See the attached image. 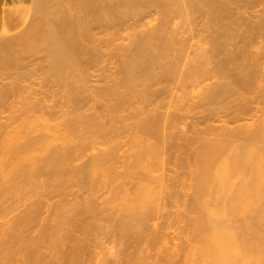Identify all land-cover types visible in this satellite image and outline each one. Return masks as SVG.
Listing matches in <instances>:
<instances>
[{
    "label": "bare ground",
    "instance_id": "1",
    "mask_svg": "<svg viewBox=\"0 0 264 264\" xmlns=\"http://www.w3.org/2000/svg\"><path fill=\"white\" fill-rule=\"evenodd\" d=\"M0 109L17 114L0 125V217L37 197L0 228V264H264V0H0ZM41 115L52 132L26 140ZM185 116L190 136L174 129ZM65 183L38 233L40 188ZM170 207L187 212L181 237Z\"/></svg>",
    "mask_w": 264,
    "mask_h": 264
},
{
    "label": "rangeland",
    "instance_id": "2",
    "mask_svg": "<svg viewBox=\"0 0 264 264\" xmlns=\"http://www.w3.org/2000/svg\"><path fill=\"white\" fill-rule=\"evenodd\" d=\"M178 19H179V18H178ZM178 19H175L174 22H173V24H176L175 21H176V20L178 21ZM180 19H181V18H180ZM182 19H183V20L185 19V18H184V15H183ZM186 19H188V18L186 17ZM183 20H179V21H181V23H182ZM186 21H187V25L189 26V28H188L189 30L186 28L187 31H189V33H188L189 35H188V34H187V35H188L189 37H191L190 34H192V32H193L191 29L194 30V28H195L194 26H195L196 24L193 26V28H191L190 25L188 24V23H189L188 20H186ZM178 23H179V22H178ZM181 23H179V24H181ZM183 23H185V24L182 25ZM183 23L181 24L182 26H181V25H180V26H179V25H178V26L176 25L177 28H178V29H179L180 27L183 28V26H184L183 29H185L186 22H183ZM192 25H193V24H191V26H192ZM188 26H187V27H188ZM182 28H181V30H182ZM190 28H191V29H190ZM195 29H196V28H195ZM197 30H198V29H197ZM197 30H196V31H197ZM199 30H200V29H199ZM199 30H198V31H199ZM179 31H180V30H179ZM183 31H184V30H183ZM191 31H192V32H191ZM196 31H195V32H196ZM180 32H181V31H180ZM195 32H194V33H195ZM185 33H187L186 30H185ZM199 33H201V32L199 31ZM195 34H196V33H195ZM195 34H193L192 36H195L194 39H198V37H199L200 35H199V34H196V35H199V36H196ZM181 35H182V34H181ZM187 35H186V36H187ZM183 36H185L184 33H183ZM187 38H188V37H187ZM191 38H192V37H191ZM194 39H192V40H194ZM198 40H199V39H198ZM193 42H194V41H190V44L192 43V44L194 45L195 43H193ZM195 42L197 43L196 40H195ZM192 44H191V45H192ZM190 49H191V48H190ZM189 53L192 54V50H191V51H188V55H190ZM111 66H112V65H110V67H111ZM35 88H36V87H35ZM37 88H39V86H38ZM185 92H186V91H184V93H185ZM180 93L183 95L182 92H180ZM179 95H180V94H179ZM179 95H178V96H179ZM166 96H168V95H166ZM185 96H187V95L185 94L184 97H185ZM181 97H182V96H181ZM165 98H168V99L170 100V96L165 97ZM166 100H167V99H165V103H169V100H167V102H166ZM170 101H171V100H170ZM171 103H172V102H171ZM172 104H173V105H176V102H174V103H172ZM172 104H171V105H172ZM169 109H170V108H169ZM84 110H85V109H84ZM5 112H6V111H2V110L0 109V118L2 117V119H4V118H7L8 116H9L10 118H11V117L14 118V116L17 115V114H16V115H15V114L12 115L11 112H10V113H9V112L5 113ZM86 112H87V113H90L91 111H86ZM173 112H174V111H173ZM176 113H177V112H176ZM181 113H183V112H181ZM8 114H10V115H8ZM37 114H38V113H37ZM40 114H41V113H40ZM40 114H39V115H40ZM127 114H128V113H126V115H127ZM178 114L181 115L180 112L177 113V114H175V115H178ZM205 114H206V113H205ZM39 115H37V116H33V117H34V118H37V117H39ZM124 115H125V114H124ZM199 115H200V114H199ZM201 115H202V114H201ZM201 115H200V117H202ZM203 115H204V114H203ZM43 116H44V115H43ZM43 116L41 115V117H43ZM55 116H57V117H55L54 119L59 118V120H56V121L59 122V125H56L57 123H56L55 120H53V119H52V120H53V122H55V123L52 124V125H53V126L56 125V126H54V127H55L54 130H55L56 127H57V131L59 132V129H61V128H62V125L64 124V119H65V117H64L63 113H62V114H61V113L56 114ZM258 116H260V115H257V117H253V118H251V119H250V116H249V120H248L247 117H246L245 121L243 120L244 122L241 121V122H242V123H241V122L239 121V123H237V124L234 123V125H233V123H231V125H232V126H236V125L239 126V124H241V126H242L243 123H244V126H245L246 123H248V125H249V124L252 125V124H255L256 121L258 120V118H259ZM9 117H8V118H9ZM33 117H32V118H33ZM44 117H45V118H42V119H43V120H46L47 122H46V121L43 122L42 120H38L39 118L36 119V120H38L39 122H38V121H35L34 119H33L34 121L31 120V117H30V118H27L29 121L31 120V121H33L34 123L36 122V125H37V123H38V126H37V128H36V125H35V127H34V126H31V124H30V126H31L30 128H34L33 130L36 129L37 131H34L35 133H33V135L31 134L33 137H32L31 135H29V136L26 138V140H27L28 138H35V139H37L38 137H39V138L41 137V141H42V138H43L44 135L47 136V133L52 132V131H50V130H52L51 127H50L51 125L48 126V127H49V130H48V131H50V132H47V133H46V131H47L46 129H45L46 131H45V130H42V129H44V128L47 127V125H48V123H49L48 120L50 119L49 116H47V115H45ZM185 117H187V116H185ZM189 117H191V116H189ZM189 117H187L188 119H185V118L182 119V120H184V122H183L182 124L179 123L180 125L178 124L179 121L176 122L177 125H179V126L176 128V125H174V126H175L174 129H176V130H178V131H179V129H180L181 132H183V133L187 132V134H189L188 136H190V134H191L190 131H192V130H193V126H195V125H192V126H191L190 124H192V123L195 124L194 122L197 123V121L192 120V119H193V116H192L191 118H189ZM195 117L197 118V116H194V119L196 120ZM200 117L198 118V120L200 119ZM8 118H7V120H8ZM13 118H11V119H13ZM216 118H217V120L214 122V124L218 121V117H216ZM40 119H41V118H40ZM47 119H48V120H47ZM7 120H6V119H4V120H1V119H0V121H1L0 125H1V124H2V125H3V124L5 125V122H4V121H6V124H8L9 121H7ZM222 120H223V119H221V121H222ZM20 121H21V120H20ZM25 121H26V119H25V120L23 119V122L21 121V122H18V123H19V124H21V123H22V124H28V123L31 122V121H30V122L28 121V123H27V121H26V123H24ZM50 121H51V120H50ZM176 121H177V120H176ZM192 121H193V122H192ZM199 121H202V120L200 119ZM258 121H259V120H258ZM2 122H3V123H2ZM33 122H32V125H34ZM53 122H52V123H53ZM130 122H131V121H130ZM130 122H128V123H130ZM191 122H192V123H191ZM223 123H224V121H223ZM223 123H222V122L220 123V119H219V122H217L216 125L213 124V126H214V127H215V126L218 127V126H220V125L222 126ZM258 123H259V122H258ZM9 124H10V122H9ZM19 124H18V125H19ZM22 124H21V126H23ZM210 124H211V123H210ZM235 124H236V125H235ZM18 125H17V123H15V126L18 127ZM196 125L198 126V124H196ZM202 125H203V124H202ZM202 125H200V126H202ZM204 125H205V124H204ZM223 125L229 127L230 124H229V125H226V124L224 123ZM246 125H247V124H246ZM15 126L13 125L12 127H15ZM206 126H207V125H206ZM221 126H220V127H221ZM238 126H237V127H238ZM255 126H256V124L254 125V127H255ZM43 127H44V128H43ZM48 127H47V129H48ZM239 127H240V126H239ZM246 127H250V126H246ZM30 128L28 127L27 129L31 130ZM52 128H53V127H52ZM196 128H197V127H196ZM231 128H232V127H231ZM235 128H236V127H235ZM251 128H253V127L251 126ZM9 129H11V128H9ZM13 129H14V128H13ZM191 129H192V130H191ZM199 129L201 130L200 127L197 128V130H199ZM202 129H203V127H202ZM38 130H39V131H38ZM61 130H62V129H61ZM176 130H174V132H178V131H176ZM182 130H183V131H182ZM203 130H204V129H203ZM8 131H9V130H8ZM10 131H11V130H10ZM43 131H45L44 133H46V134H44ZM57 131H56V132H57ZM184 131H185V132H184ZM172 132H173V131H172ZM179 133H180V132H179ZM183 133H182V134H183ZM42 134H44V135H42ZM52 134H53V133H52ZM58 134H59V133H58ZM37 135H38L37 138L34 137V136H37ZM41 135H42V136H41ZM201 135H202V136H205L204 134H201ZM201 135H200V136H201ZM1 136H2V135H1ZM1 136H0V138H1ZM126 136H128L129 139H128L127 137L124 136L125 138H123V142L126 141V143H123V142L121 141L123 144H122V147H121L120 152H119V154H120L119 156H121V157H122V160H123V161H121V160H120V161L123 162V167H124V168H126V166L129 165L130 162H131V160L133 159V158H132L133 156H131V155L134 154L136 151H138V149L136 150V147H132V146H130L129 143H128V145H127V142H129V140H130L131 137L129 136V134L126 135ZM202 136H201V137H202ZM210 137H212V136H210ZM213 137H214V136H213ZM213 137H212V138H213ZM215 137H216V136H215ZM215 137H214V138H215ZM2 138H3V137H2ZM39 138H38L37 140H35V141H38V140L40 141ZM44 138L46 139L47 137H44ZM0 140H1V139H0ZM29 140L32 141L33 139H32V140L29 139ZM29 140H28V141H29ZM33 141H34V140H33ZM76 144H77V143H75L74 145H76ZM72 145H73V144H72ZM74 145H73V147H74ZM73 147H72V148H73ZM106 147H107V146H105V147H103V148H106ZM131 147H132V148H131ZM133 148H135V150H134ZM137 148H138V147H137ZM131 149H133V150H131ZM134 151H135V152H134ZM39 152H40V151H39ZM80 152H81V151H78V152L76 153V157H77V159H76L75 163H74L73 165H71V169L69 168V169L71 170V173H69V175L72 174V178L69 177L70 179L68 178V180H72V179L75 180L76 176H75V178H73V177H74V173H75V172H73L74 168L76 167L75 169L77 170V169L79 168L78 166L80 165V168H81L83 164H84V165H83V168H84L85 164L88 163L90 157H91L92 155H94V154L97 153V150L90 149L88 152H86V153L83 154V155H81ZM127 152H128V154L126 155ZM171 153H172V152H171ZM130 154H131V155H130ZM178 154H179V153H178ZM124 155H125V156H124ZM125 159H128L129 161L127 160V162H126ZM124 160H125V161H124ZM150 161H153V160H150ZM128 162H129V164H128ZM124 163H126L125 166H124ZM150 163H152V162H150ZM121 165H122V164H121ZM72 166H73V167H72ZM150 166H151V165H150ZM118 167H119V166H118ZM127 167H128V166H127ZM80 168H79V169H80ZM83 168H82V169H83ZM72 169H73V170H72ZM117 169H118L117 171H118V173H119V172L122 170V166H121V168L119 167V168H117ZM128 169H129V168H128ZM135 169H136V170H135ZM138 169H139V168H138ZM150 169H151V170H150ZM150 169H149V170H150V172H151V173H150L151 178H153V177L156 178V177L159 176L160 173L162 172L161 170H160V171L157 170L158 168L156 167L155 164H154L153 168L151 167ZM80 170H81V169H80ZM80 170H79V171H80ZM119 170H120V171H119ZM126 170H127V169H125V170L123 169L122 172H123V171H124V172H127ZM131 170H132V169H131ZM133 170H134V171H133ZM133 170L130 171V169H129L130 172H135V171H137V168H133ZM77 171H78V170H77ZM77 171H76V172H77ZM79 171H78V173L81 175V172H79ZM72 172H73V173H72ZM122 172H121V173H122ZM78 173H77V174L75 173V174L78 175ZM144 173H145V172H144ZM172 174H173V173H172ZM172 174H171V173L169 174L168 172L166 173V175H171V176L168 177V178H171V177H172ZM78 176H79V175H78ZM97 177H98V176H97ZM102 177H103V176H102ZM99 179H100V180H99ZM104 179H106V177H105ZM107 179H108V178H107ZM42 180H43V179H42ZM68 180H67V181H68ZM74 180H72V181L75 182ZM97 180H98V183H97V184L99 185V182L102 180V179H101V175H100V178H99V177L97 178ZM44 181H45V180H43V182H44ZM72 181H71V182H72ZM102 181H103V180H102ZM107 181H108V180H107ZM68 182H69V181H68ZM71 182H70V183H71ZM120 182H122V181H120V180H119V181H116L113 185H111L110 187H108L106 190H105V189L102 190L101 194H103V196L100 198V201L106 200V198H107V200H109V198L111 199V197H112L111 194H112V192L114 191L113 189L115 188V186H116L117 184L119 185ZM133 182H134V183L138 182V179H137V180L134 179ZM70 183H65V184H64V186L62 187L64 190H63V189H59V190L56 189V190H55L54 188H53V190H52V189L50 188V184L48 185V189H47L46 186H45L46 188H44V187L40 188L41 191H42V193H40V192H41L40 189L38 190V193H40L41 196H42V197L39 196V199H40V200H41V199H44V200H42L43 202L46 201V203L44 202V203H45V207L43 208V210H42V214H41V216H40L41 219H39V221H40L41 223L39 222L40 225L38 224V226H37V227H38V229H37V230H38V231H37L38 233L40 232L39 230H41V229L44 228V227H42V226H43V224L45 225V222H46V223H47V222L49 223V221H47V218L49 219V217H47V216H50L49 214H51V212H50V213L48 212L49 209H50L49 206H51V208L53 209L52 206L55 205L57 202H59L58 200L61 198L60 193H63L64 191L66 192V191H68V189L74 187V186H72V185H74V183H72V185H71ZM100 183H101V182H100ZM118 185H117V186H118ZM70 186H71V187H70ZM154 186H155V185H154ZM154 186H153V187H154ZM68 187H69V188H68ZM66 188H68V189H66ZM42 189H43V190H42ZM74 189H75V190L71 189V192H72V191H76V192H75L74 195L72 194V197H71L70 199L75 198V197L77 198L78 195H79V196H80V195L85 196V195L82 194V193L84 192L85 189H84V190L82 189L81 191H79L80 189H78V190H77L76 188H74ZM126 189H127V190H130V189H131V185H130V184L127 185ZM51 190L54 191V193L49 194ZM62 190H63V191H62ZM110 190H111V191L113 190V191L111 192ZM43 191H44V192L46 191V192L43 193ZM87 191H88V190L86 189L85 192H87ZM47 192H48V193H47ZM69 192H70V191H69ZM110 192H111V193H110ZM72 193H74V192H72ZM45 195H47L48 198H47ZM75 195H77V196H75ZM79 196H78V197H79ZM82 196H80V197H82ZM86 196H87V195H86ZM86 196H85V197H86ZM20 197H21V194H20ZM45 197H46L47 199H46ZM116 197H117V196H116ZM23 198H24V199H23ZM25 198H26L25 196H24V197L22 196V198L20 199V200L23 199V200L21 201V204H20V202H19L20 200H19V201H17V203H19V204H15V205H13V204H12L13 202H10L11 205L8 204L10 207H9L8 205H6V208H5V209L8 210V208H9V210L6 211V213H5V215H4L3 217H0V228L2 227V225H4L5 222H12L14 219H16V217H18L19 214L22 215V214H23L22 211L25 210V208H28V206H30V205L32 204V202H33L37 197H36V198L34 197L33 199H25ZM149 198H151V197H149ZM152 198H153V197H152ZM152 198H151V199H152ZM117 199L119 200V197L114 199L116 203L118 202ZM114 200H113V201H114ZM11 201H13V200H11ZM119 202H121V201L119 200ZM119 202H118V203H119ZM14 203H15V202H14ZM30 203H31V204H30ZM155 204H156V203L151 204V207H153V205L155 206ZM12 205H13V206H12ZM11 206H12V208H11ZM183 208H184V207H180V208H178V207H170V208L167 209V212L164 213V214H169V217H170V220H169L170 226H169V228L165 231L166 233H168L169 238H173V237H176V236H180V237H181V231H184V232H185V231L187 230V228H185V227H186V226H185V222L181 221V219H178V215L180 216V214H181L180 212L182 211ZM52 209H51V210H52ZM184 209H185V208H184ZM184 209H183V212H185V214H186L187 212L184 211ZM51 210H50V211H51ZM23 212H24V211H23ZM183 212H182V213H183ZM48 213H49V214H48ZM242 217H243V216H242ZM239 218H240V217H239ZM45 219H46V220H45ZM179 220H180L181 222H180ZM37 222H38V221H37ZM161 222H162V218H160V219L157 220V221H153L152 224L155 226L156 224H160ZM179 222H180V223H179ZM35 223H36V221H35ZM48 223H47V224H48ZM47 224H46V225H47ZM31 225H32V224H31ZM31 225H30V226H31ZM36 225H37V224H36ZM36 225H34V226H36ZM41 225H42V226H41ZM30 226L27 227L28 230H29V228L31 229V227H33L34 230H35V227H34V226H31V227H30ZM37 227H36V228H37ZM40 227H41V228H40ZM27 228H25V231H24V230H23V231L25 232L24 234L28 236V234L30 233V230H29V233H27V232H26V229H27ZM33 228H32V229H33ZM32 229H31V231H32ZM0 230H1V229H0ZM28 230H27V231H28ZM34 230H33L32 232H36V230H35V231H34ZM32 232H31L32 236L38 235L37 232H36V234H35V233H32ZM21 233H22V235H24L23 232H21ZM27 236H26V237H27ZM188 236H189V234H188ZM26 237L23 236V237H21V238L24 239V238H26ZM29 237H30V236H29ZM29 237H28V238H29ZM182 237H183V235H182ZM24 240H25V239H24ZM28 240H29V239H28ZM174 242H175V243H179L180 240H179V239H175ZM112 246H113V244H109V243H107V244L105 245V247H106L107 250H105V251H108V249H109L111 252H115V251H116L115 253H113L114 255H119L118 250H116L115 248L112 249ZM108 255H109V253L106 254V257H107ZM121 256H122V255H121ZM108 257L112 258L111 256H108Z\"/></svg>",
    "mask_w": 264,
    "mask_h": 264
}]
</instances>
